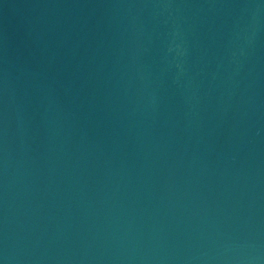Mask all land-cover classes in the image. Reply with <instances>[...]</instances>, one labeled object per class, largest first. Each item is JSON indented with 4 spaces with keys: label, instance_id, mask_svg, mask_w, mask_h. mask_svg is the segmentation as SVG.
I'll list each match as a JSON object with an SVG mask.
<instances>
[{
    "label": "water",
    "instance_id": "95a60500",
    "mask_svg": "<svg viewBox=\"0 0 264 264\" xmlns=\"http://www.w3.org/2000/svg\"><path fill=\"white\" fill-rule=\"evenodd\" d=\"M0 264H264V0H0Z\"/></svg>",
    "mask_w": 264,
    "mask_h": 264
}]
</instances>
